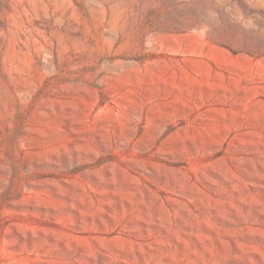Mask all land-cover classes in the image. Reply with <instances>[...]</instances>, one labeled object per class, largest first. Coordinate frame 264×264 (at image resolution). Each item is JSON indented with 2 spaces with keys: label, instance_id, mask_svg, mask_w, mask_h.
<instances>
[{
  "label": "rangeland",
  "instance_id": "1",
  "mask_svg": "<svg viewBox=\"0 0 264 264\" xmlns=\"http://www.w3.org/2000/svg\"><path fill=\"white\" fill-rule=\"evenodd\" d=\"M0 264H264V0H0Z\"/></svg>",
  "mask_w": 264,
  "mask_h": 264
}]
</instances>
